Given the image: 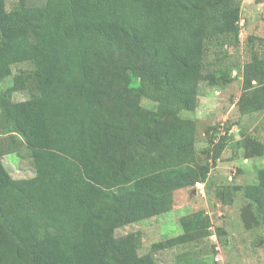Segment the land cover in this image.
Here are the masks:
<instances>
[{"label": "trees", "instance_id": "trees-1", "mask_svg": "<svg viewBox=\"0 0 264 264\" xmlns=\"http://www.w3.org/2000/svg\"><path fill=\"white\" fill-rule=\"evenodd\" d=\"M241 2L0 0V138L35 169L13 176L0 150V264H157L139 232L117 229L169 212L179 189L202 192L237 134L215 127L200 149L199 122L182 111L198 109L202 82L232 81L208 57L239 41ZM238 104L264 110V56L244 66ZM242 133L244 157L264 156V140ZM214 193L226 205L241 193L246 224H264V168ZM199 213L153 251L212 236Z\"/></svg>", "mask_w": 264, "mask_h": 264}, {"label": "rangeland", "instance_id": "rangeland-1", "mask_svg": "<svg viewBox=\"0 0 264 264\" xmlns=\"http://www.w3.org/2000/svg\"><path fill=\"white\" fill-rule=\"evenodd\" d=\"M15 1L7 0L8 8H11ZM44 1L29 0L31 4H41ZM240 28L239 41L233 39L231 43L226 44L229 45L227 54L213 50L208 57L211 62L208 68H216L217 73H221L222 69L229 70L232 81L223 87L209 86L202 82L198 109L195 112L182 111L183 116L193 117L199 122L200 149L207 147L208 132L212 133L215 127L219 135L227 132L232 135L237 133L220 159L212 165L207 182L200 184L203 191L200 192L199 188L177 190L169 212L117 229V236L139 232L142 237L140 254L153 253L157 264H264V224H246L242 211L247 199L239 193L235 196L233 204L226 205L217 200L214 193L215 186L219 184L252 183L257 170L264 168V156L246 159L238 146V142L244 137L242 132L251 133L264 140V110L241 114L238 104L243 87L244 66L252 62L255 54L264 56V45L260 39L264 37L263 0H242ZM6 81L11 84L12 77H8ZM27 97L26 93L15 94L17 100ZM142 102L149 108L156 106L155 102L148 99H143ZM17 140L21 144L20 139ZM10 146V135H2L0 150L3 151L4 163L13 176H32L35 169L30 156L23 150L22 153L9 152ZM203 157L205 161V155ZM197 212H201V221L210 220V230L214 232L212 236L153 251L154 243L186 232L183 218L193 221ZM217 228L223 230L222 234L217 232Z\"/></svg>", "mask_w": 264, "mask_h": 264}, {"label": "crops", "instance_id": "crops-1", "mask_svg": "<svg viewBox=\"0 0 264 264\" xmlns=\"http://www.w3.org/2000/svg\"><path fill=\"white\" fill-rule=\"evenodd\" d=\"M179 190H182V189H179Z\"/></svg>", "mask_w": 264, "mask_h": 264}]
</instances>
